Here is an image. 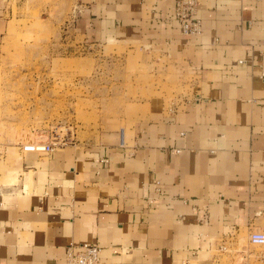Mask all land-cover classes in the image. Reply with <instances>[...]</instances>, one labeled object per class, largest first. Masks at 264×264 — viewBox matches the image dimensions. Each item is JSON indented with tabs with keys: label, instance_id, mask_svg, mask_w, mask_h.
<instances>
[{
	"label": "crops",
	"instance_id": "1",
	"mask_svg": "<svg viewBox=\"0 0 264 264\" xmlns=\"http://www.w3.org/2000/svg\"><path fill=\"white\" fill-rule=\"evenodd\" d=\"M16 1L0 0V45ZM175 1L73 0L76 36L137 44L179 89L50 154L0 142V264H63L82 244L99 264H218L220 244L264 233V0H199V37Z\"/></svg>",
	"mask_w": 264,
	"mask_h": 264
},
{
	"label": "rangeland",
	"instance_id": "2",
	"mask_svg": "<svg viewBox=\"0 0 264 264\" xmlns=\"http://www.w3.org/2000/svg\"><path fill=\"white\" fill-rule=\"evenodd\" d=\"M73 5V0L13 4L0 45V142L73 144L102 131H126L149 100L175 97L177 79L163 74L159 61L137 44L94 45L76 36ZM245 239L239 238L235 250L245 249ZM246 250L247 264H264L252 255L264 253V247ZM216 259L241 261L233 249Z\"/></svg>",
	"mask_w": 264,
	"mask_h": 264
},
{
	"label": "built area",
	"instance_id": "3",
	"mask_svg": "<svg viewBox=\"0 0 264 264\" xmlns=\"http://www.w3.org/2000/svg\"><path fill=\"white\" fill-rule=\"evenodd\" d=\"M199 4V0H176L173 5V20L176 22L178 30L181 35L186 37H199L201 34V24L198 18H196V10ZM264 51V43L262 44ZM260 79L264 78V72L259 75ZM51 142V143H32L29 145H22L21 150L23 152H35L50 154L54 151L55 147L63 146L66 141ZM119 146H123V138L120 135ZM178 153V151H174ZM157 184V183H156ZM158 189H156V192ZM245 243L247 246L252 247H264V233L262 232H250L246 235ZM230 247L225 244H220L217 247V251L220 254L229 253ZM236 253L240 254V263L247 264V259L251 254L247 253V250L240 248L236 250ZM100 248L95 245L82 244L76 250H73L71 246L66 247L64 251L63 264H99ZM248 254V255H247ZM255 261H261L264 259V253L252 254Z\"/></svg>",
	"mask_w": 264,
	"mask_h": 264
}]
</instances>
